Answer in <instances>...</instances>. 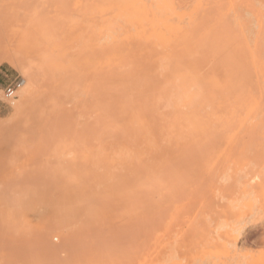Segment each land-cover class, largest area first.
<instances>
[{"label": "rangeland", "instance_id": "obj_1", "mask_svg": "<svg viewBox=\"0 0 264 264\" xmlns=\"http://www.w3.org/2000/svg\"><path fill=\"white\" fill-rule=\"evenodd\" d=\"M0 54V264H264V0H0Z\"/></svg>", "mask_w": 264, "mask_h": 264}, {"label": "bare ground", "instance_id": "obj_2", "mask_svg": "<svg viewBox=\"0 0 264 264\" xmlns=\"http://www.w3.org/2000/svg\"><path fill=\"white\" fill-rule=\"evenodd\" d=\"M120 1H121V0H120ZM122 1H123V0H122ZM124 1H125V0H124ZM248 2H249V1H248ZM251 5H252V4H251ZM255 5H257V4H255ZM262 6H263V5H262ZM143 7H144V6H143ZM255 8H256V7H255ZM142 9H143V8H142ZM144 9H145V8H144ZM118 21H119V20H118ZM121 22H122V21H121ZM117 26H118V25H117ZM125 27H126V25H125ZM121 28H123V27H121ZM125 31H126V30H125ZM128 31H129V30H128ZM117 32H118V31H117ZM122 32H123V29H122ZM114 33H115V32H113V34H114ZM118 33H119V32H118ZM118 33H117V34H118ZM117 34H116V35H117ZM121 34H122V33H121ZM101 36H102V35H101ZM103 36H104V35H103ZM103 36H102L101 38H103ZM108 36H109V35H108ZM101 38H100V39H101ZM105 38H106V37H105ZM117 38H118V37H117ZM109 41H110V38H109ZM98 42H99V41H98ZM110 43H111V42H110ZM113 43H114V41H113ZM116 43H117V42H116ZM116 43L113 44V47L111 46L113 49L115 48L114 45H115V46L118 45V44H116ZM127 44H128V42H127ZM132 45H133V44H132ZM134 45H135V44H134ZM108 47H109V46H108ZM111 47L108 48V49L111 50V51H113V50L111 49ZM118 48H120V43H119ZM118 48H117V51H118ZM124 48H125V47H124ZM106 49H107V48H105L104 50H106ZM108 49H107V50H108ZM120 49H121V48H120ZM96 50H97V49H96ZM102 50H103V49H102ZM104 50H103V53L105 52ZM111 51H110V52H111ZM101 52H102V51H101ZM122 52H123V51H122ZM106 53H108V52H106ZM95 54H96V53H95ZM100 54H101V53H100ZM64 55H65V54H64ZM102 55H103V54H102ZM51 57H52V55H51ZM95 57H97V56H95ZM53 58H54V57H53ZM53 58H51V59H53ZM56 58H57V57H56ZM59 58H60V57H59ZM61 58H62V57H61ZM65 58H66V57H65ZM49 59H50V58H49ZM109 60H112V59H109ZM113 60H114V59H113ZM52 61H53V60H52ZM67 61H68V60H67ZM67 61H66V63H67ZM106 61H107V60H106ZM1 62H5V63L9 64L10 66H12L13 68H17V69L20 71V73L22 74V76H24V77L27 79V81H28V84L26 85V87H25V89H24V93L26 94V96H27V95H31V91H32V89L34 88V87H33V84H34V82H35V78L33 77V73L30 72V71L26 68V66H25L24 64H22V63L19 61V59L16 58V57H14V56H10V55H7V54H0V63H1ZM153 64H154V63H153ZM97 66H98V65H97ZM112 68H114V67H112ZM120 68H121V67H120ZM131 68H132V67H131ZM123 69H124V68H123ZM128 69H129V67H128ZM61 70H62V69H61ZM126 70H127V69H126ZM138 70H139V69H138ZM142 70H143V69H142ZM151 70H152V69H151ZM52 71H53V69H52ZM56 71H57V69H56ZM112 71H113V70H112ZM116 71H117V70L115 69V71H113V72L116 73ZM119 71H121V70H119ZM127 71H129V70H127ZM127 71H126V73H127ZM156 71H157V70H156ZM54 72H55V71H54ZM54 72H53V73H54ZM124 72H125V71H124ZM131 72H132V71H131ZM131 72H128V73H131ZM102 73H103V72H102ZM139 73H140V72H139ZM151 73H152V72H151ZM117 74H119V73H117ZM82 75H84V74H82ZM120 75H121V73H120ZM123 75H124V74H123ZM123 75H122V76H123ZM126 75H127V74H126ZM64 76H68V75H64ZM78 76H80V75H78ZM51 77H52V76H51ZM70 77H74V76H71V75H70ZM75 77H77V76L75 75ZM87 77H88V76H87ZM87 77H86V79L88 80L89 77H88V78H87ZM124 77H125V76H124ZM63 78H64V77H63ZM63 78H62V79H63ZM66 78H67V77H66ZM80 78H81V77H78V78H77V79H78V82H79ZM112 78H113V76L111 77V79H112ZM116 78H117V77H116ZM119 78H120V77H118V79H119ZM121 78H122V77H121ZM141 78H142V77H141ZM62 79H61V80H62ZM68 79H69V78H68ZM113 79H114V78H113ZM144 79H145V78H144ZM148 79H149V78H148ZM158 79H159V78H158ZM196 79H197V78H196ZM22 80H23V78H22ZM64 80H65V78H64ZM70 80H71V78H70ZM72 80H73V79H72ZM121 80H122V79H121ZM127 80L130 81V79H128V78H127ZM132 80H133V79H132ZM156 80H157V79H156ZM156 80H155V81H156ZM168 80H169V78H168ZM48 81H49V79H48ZM54 81H55V80H54ZM65 81L68 82L69 80L66 79ZM123 81H125V80L123 79ZM153 81H154V79H153ZM153 81H152V82H153ZM165 81H166V80H165ZM178 81H179V80H178ZM178 81H177V82H178ZM44 82H46V81H44ZM49 82H50V81H49ZM72 82H73V81H72ZM78 82L75 81V82H73V83L77 84ZM98 82H99V81H98ZM112 82H113V81H112ZM116 82H117V81H116ZM125 82H126V81H125ZM145 82H146V79H145ZM150 82H151V80H150ZM166 82H167V81H166ZM235 82H236V81H235ZM235 82H234V83H235ZM47 83H48V82H47ZM63 83H66V82H63ZM99 83H100V82H99ZM121 83H122V82H121ZM123 83H124V82H123ZM146 83H147V82H146ZM153 83H154V82H153ZM153 83H152V86H153ZM160 83H162V82L160 81ZM237 83H238V82H237ZM23 84H24V80H23ZM44 84L46 85V83H44ZM59 84H60V83H59ZM69 84H70V83H69ZM78 84H80V83H78ZM96 84H98V83H96ZM103 84H104V83H103ZM106 84L109 85V83H107V82H106ZM106 84H104V85H106ZM111 84H112V83H111ZM125 84H126V83H125ZM137 84H138V83H137ZM139 84H141L140 81H139ZM150 84H151V83H150ZM162 84H163V83H162ZM168 84H169V83H168ZM183 84H184V82H183ZM202 84H203V83H202ZM239 84H240V83H239ZM45 85H43V86H45ZM65 85H67V84H65ZM112 85H115V84H112ZM117 85H121V84H117ZM117 85H116V86H117ZM134 85H136V84H134ZM157 85H158V84H157ZM163 85H164V84H163ZM176 85H177V83H176ZM178 85H179V83H178ZM187 85H190V84H187ZM22 86H23V85H22ZM22 86H21V87H22ZM55 86H56V85H55ZM55 86H54V87H55ZM77 86H78V85H77ZM148 86L151 87V85H148ZM166 86H167V85H166ZM200 86H201V85H200ZM233 86H234V84H233ZM240 86H241V85H240ZM46 87H48V85H47ZM59 87H60V86H59ZM62 87H63V86H62ZM78 87H79V86H78ZM98 87H100V86H98ZM104 87H105V86H104ZM106 87H107V86H106ZM110 87H111V85H110ZM112 87H114V86H112ZM112 87H111V88H112ZM121 87H122V86H121ZM146 87H147V86H146ZM146 87H145V88H146ZM155 87H156V86H155ZM238 87H239V85H237V87L235 86V88H236L235 90H234L233 88H232V89H233L234 91H236ZM51 88H52V87H51ZM68 88H69V86H68ZM75 88H76V87H75ZM94 88H95V87H94ZM122 88H124V87H122ZM143 88H144V87H143ZM176 88H177V87H176ZM181 88H182V87H181ZM49 89H50V87H49ZM52 89H53L52 92L54 93V90H55V89H54V88H52ZM105 89H106V88H105ZM124 89H125V88H124ZM124 89H123V90H124ZM140 89H141V87H140ZM146 89H148V87H147ZM146 89H145V90H146ZM159 89H160V88H159ZM171 89H172V87H171ZM171 89H170V90H171ZM182 89H183V88H182ZM187 89H188V86H187ZM191 89H193V87H192ZM201 89H202V88H201ZM230 89H231V88H230ZM74 90H75V89H74ZM102 90H103V89H102ZM112 90H113V89H112ZM114 90H115V89H114ZM130 90H132V88H131ZM137 90H138V89H137ZM180 90H181V89H180ZM180 90H179V91H180ZM17 91H18V90H17ZM17 91H16V92H17ZM94 91H95V90H94ZM117 91H118V90H117ZM119 91H120V90H119ZM146 91H147V90H146ZM162 91H163V90H162ZM219 91H220V90H219ZM22 92H23V91H22ZM34 92H36V91H34ZM38 92H39V91H38ZM44 92H45V91H44ZM52 92H51V93H52ZM57 92H58V89H57V87H56V93H57ZM66 92H67V91H66ZM76 92H77V91H76ZM76 92H74V93H76ZM106 92H107V91H106ZM157 92H158V91H157ZM171 92H172V91H171ZM67 93H69V92H67ZM78 93H79V92H78ZM93 93H95V92H93ZM93 93H92V94H93ZM98 93H99V92H98ZM101 93H103V92H101ZM109 93H111V92H109ZM119 93H120V92H119ZM132 93H133V92H132ZM132 93H130V94H132ZM142 93H143V92H141V95H142ZM148 93H149V92H148ZM150 93H151V92H150ZM152 93L155 94L154 92H152ZM159 93H160V92H159ZM173 93H174V92H173ZM182 93H183V92H182ZM218 93H219V92H218ZM227 93H228V95H229V93H231V90H230L229 92H227ZM239 93H241V92H239ZM22 94H23V93H22ZM69 94L71 95V92H70ZM99 94H100V93H99ZM115 94H116V93H115ZM138 94H139V93H138ZM143 94H144V93H143ZM183 94H184V93H183ZM203 94H204V93H203ZM32 95H33V94H32ZM51 95H52V94H51ZM77 95H78V94H77ZM77 95H76V96H77ZM80 95H82V93H80L79 96H80ZM87 95H89V94H87ZM95 95L98 96V94H95ZM95 95H94V96H95ZM127 95H128V94H127ZM148 95H149V94H148ZM159 95H160V94H159ZM162 95H163V94H162ZM169 95H170V97H171V94H170V93H169ZM201 95H202V94H201ZM204 95H205V94H204ZM204 95H203V96H204ZM207 95H208V94H207ZM222 95H223V93H222ZM26 96H25V97H26ZM58 96H60V95H58ZM61 96H62V95H61ZM61 96H60V97H61ZM64 96H65V95H64ZM76 96H73V100H74V97H76ZM83 96H84V95H83ZM112 96H115V95H112ZM116 96H117V95H116ZM229 96H232V94H230ZM236 96H237V95H236ZM236 96H235V97H236ZM54 97H55V96H54ZM89 97H90V95H89ZM89 97L87 96L86 99L89 98ZM110 97H111V95H110ZM127 97H128V96H127ZM142 97H143V96H142ZM145 97H146V96H145ZM145 97H144V98H145ZM150 97H151V96H150ZM183 97H185V96H183ZM215 97H216V96H215ZM220 97H221V95L219 96V98H220ZM58 98H59V97H58ZM65 98L67 99L68 97L65 96ZM69 98H71V97H69ZM90 98H91V97H90ZM93 98H94V97H93ZM103 98H104V97H103ZM171 98H172V97H171ZM179 98H180V94H179ZM179 98H178V99H179ZM187 98H188V97H187ZM195 98H196V95H195ZM198 98H199V97H198ZM205 98H206V97H205ZM216 98H217V97H216ZM219 98H218V99H219ZM221 98H222V97H221ZM53 99H54V98H53ZM53 99H52V100H53ZM61 99H62V98H61ZM66 99H65V100H66ZM83 99H84V98H83ZM104 99H106V98H104ZM117 99H119V98H117ZM157 99H158V97H157ZM162 99H164V96H163ZM162 99H161V101H163ZM166 99H167V98H166ZM166 99H164V101H165ZM178 99H176V101H178ZM222 99H223V98H222ZM239 99H241V98H239ZM24 100H25V98H24ZM30 100H32V99H30ZM88 100H89V99H88ZM88 100H87V101H88ZM92 100H94V102H95L96 99L94 98V99H92ZM97 100L99 101L98 98H97ZM101 100H102V98H101ZM101 100H100V102H101ZM139 100H140V99H139ZM142 100H143V99H142ZM204 100H205V99H204ZM204 100H203V101H204ZM209 100H211V99H209ZM53 101H55V100H53ZM58 101H59L58 104L60 105V100H58ZM61 101H62V100H61ZM66 101L68 102V100H66ZM69 101H71V100H69ZM74 101H76V99H75ZM82 101H83V100H82ZM87 101H86V102H87ZM90 101H91V99H90ZM90 101H89V102H90ZM102 101H104V100H102ZM164 101H163V102H164ZM206 101H207V98H206ZM211 101H212V100H211ZM214 101H215V99H214ZM214 101H213V102H214ZM24 102H25V101H24ZM31 102H32V101H31ZM51 102H52V101H51ZM55 102H56V101H55ZM55 102H54V103H55ZM71 102H72V101H71ZM76 102H78V101H76ZM100 102H98V103H100ZM132 102H133V100H132ZM140 102H141V100H140ZM142 102H143V101H142ZM144 102H145V100H144ZM152 102H153V101H152ZM163 102H161V104H162ZM170 102H171V101H170ZM179 102H180V101H179ZM190 102H191V101H190ZM207 102H208V101H207ZM229 102H230V101H229ZM22 103H23V101H22ZM52 103H53V102H52ZM63 103H64V101H63ZM73 103H74V102H73ZM73 103H72V104H73ZM78 103L80 104L81 102H78ZM111 103H112V102H111ZM130 103H131V102H130ZM157 103H158V102H157ZM191 103H192V102H191ZM201 103H202V102H201ZM214 103H215V102H214ZM230 103H231V102H230ZM238 103H239V102H238ZM61 104H62V102H61ZM74 104H75V103H74ZM82 104H83V102H82ZM102 104H103V103H102ZM106 104H107V103H106ZM109 104H110V102H109ZM135 104H136V103H135ZM141 104H142V103H141ZM163 104H165V103H163ZM208 104H209V102H208ZM47 105H48V104H47ZM50 105H51V104H49V106H50ZM54 105H55V104H54ZM59 105H58V106H59ZM67 105L69 106V103H68ZM76 105H77V104H76ZM99 105H100V104L97 105L98 108H99V107H100V108L103 107V106L101 107V106H99ZM110 105H111V104H110ZM110 105H109V107H110ZM112 105H113V104H112ZM130 105H131V104H130ZM147 105H148V104H147ZM152 105H153V104H152ZM158 105L160 106V104H158ZM198 105H199V102H198ZM203 105H205V104H203ZM211 105H212V104H211ZM41 106H42V105H41ZM41 106H40V107H41ZM60 106H61V105H60ZM80 106H81V105H80ZM113 106H114V105H113ZM140 106H142V105H140ZM140 106H139V107H140ZM206 106H208V105H206ZM206 106H204V107H206ZM231 106H232V105H231ZM234 106H235V105H234ZM234 106H233V107H234ZM16 107H17V106H16ZM20 107H22V106H20ZM42 107H43V106H42ZM42 107H41V109H43ZM45 107H46V106H44V108H45ZM52 107H54V106H52ZM93 107H95V106L93 105ZM136 107H137V106H136ZM151 107H153V106H151ZM162 107H163V105H162ZM195 107H196V106H195ZM219 107H220V106H219ZM63 108H64V107H63ZM76 108H77V107H76ZM82 108H83V106H82ZM95 108H96V107H95ZM100 108H99V109H100ZM111 108H112V107H111ZM122 108H123V105H122ZM144 108H145V107H144ZM154 108H155V110L157 109L155 106H154ZM166 108H167V107H166ZM181 108H182V107H181ZM202 108H203V107H202ZM207 108H208V107H207ZM207 108H206V109H207ZM234 108H235V107H234ZM54 109H55V108H54ZM60 109H61V108H60ZM60 109H59V110H60ZM72 109H73V108H72ZM129 109H130V108H129ZM136 109H137V108H136ZM146 109H148V108H146ZM172 109H173V108H172ZM172 109H170V110H172ZM174 109H175V108H174ZM204 109H205V108H204ZM239 109H240V108H239ZM48 110H49V109H48ZM48 110H47V111H48ZM63 110H64V109H63ZM67 110H68V107H67ZM67 110H66V111H67ZM102 110H103V109H102ZM109 110H110V109H109ZM158 110H159V109H158ZM186 110H187V109H186ZM15 111H17V110H15ZM40 111H43V110H40ZM52 111H53V110H52ZM61 111H62V110H61ZM64 111H65V110H64ZM77 111H78V110H77ZM100 111H101V109H100ZM104 111H106V110L104 109ZM104 111H103V113H104ZM107 111H108V110H107ZM146 111H147V110H146ZM172 111H173V110H172ZM199 111H201V106H200V110H199ZM202 111H203V110H202ZM21 112H22V111L20 110V113H21ZM24 112H25V111H24ZM69 112H70V111H69ZM101 112H102V111H101ZM147 112H149V111H147ZM151 112H153V109H152ZM154 112H155V111H154ZM154 112H153V113H154ZM16 113H18V112H16ZM20 113H19V114H20ZM44 113H45V111H44ZM44 113H43V114H44ZM48 113H49V112H48ZM50 113H51V112H50ZM65 113H66V112H65ZM138 113H139V112H138ZM149 113H150V112H149ZM153 113H152V114H153ZM155 113H156V112H155ZM186 113L188 114V110H187ZM201 113H202V112H201ZM224 113L227 114L228 111H227V112L224 111ZM240 113H241V111H240ZM19 114H18V116H20ZM39 114H41V113H39ZM39 114L37 113V115H39ZM58 114H59V113H58ZM66 114H67V113H66ZM75 114H76V113H75ZM136 114H137V113H136ZM142 114H143V112H142ZM144 114L146 115V112H145ZM150 114H151V113H150ZM152 114H151V115H152ZM162 114H164V113H162ZM169 114L172 115V112H170ZM173 114H174V111H173ZM175 114H176V113H175ZM22 115H23V113H22ZM71 115H72V114H71ZM78 115H79V114H78ZM78 115H77V116H78ZM96 115H97V114H96ZM104 115H105V114H104ZM138 115H139V114H138ZM154 115H155V114H154ZM154 115H153V116H154ZM156 115H158V114H156ZM164 115H165V114H164ZM166 115H167V114H166ZM171 115H170V116H171ZM184 115H185V114H184ZM184 115H183V116H184ZM202 115H203V114H202ZM16 116H17V115H16ZM40 116H42V115H39V117H40ZM45 116H46V114H45ZM65 116H66L65 118H63V119L58 118L59 120L57 121V119H56L55 121H56V122H59V121H60V122H61L60 124H62L63 120L66 119L68 115H65ZM119 116H120V115H119ZM153 116H152V117H153ZM236 116H237V115H236ZM22 117H23V116H22ZM25 117H27V116H25ZM59 117H60V115H59ZM68 117H70V116H68ZM112 117H113V116H112ZM152 117H151V118H152ZM159 117H160V114H159ZM181 117H182V116H181ZM212 117H213V116H212ZM221 117H224V116L221 115ZM52 118H53V117H52ZM52 118H48V119H51V121H50L51 124L53 123V122H52ZM70 118H71V117H70ZM73 118H74V117H73ZM76 118H77V117H76ZM87 118H88V117H87ZM90 118H92V117H90ZM107 118H108V117H107ZM109 118L111 119V117H109ZM113 118H114V117H113ZM115 118H116V117H115ZM115 118H114V119H115ZM141 118H142V117H141ZM153 118H154V117H153ZM161 118H162V117H161ZM167 118H168V117H167ZM170 118L172 119V117H170ZM194 118H195V117H194ZM213 118H214V117H213ZM33 119H34V118H33ZM60 119H61V120H60ZM67 119H68V118H67ZM74 119H75V118H74ZM114 119H113V120H114ZM163 119H164V118H163ZM174 119H175V118H174ZM184 119H185V118H184ZM224 119H225V118H224ZM42 120H43V119H42ZM68 120H69V119H68ZM71 120H72V119H71ZM71 120H69V122H70ZM77 120H78V119H77ZM81 120H82V119H81ZM89 120H90V119H89ZM113 120H112V121H113ZM150 120H151V119H150ZM152 120H153V119H152ZM218 120H219V119H218ZM34 121H35V119H34ZM37 121H38V120H37ZM75 121H76V119H75ZM82 121H83V120H82ZM82 121H80V122H82ZM93 121H95V120H93ZM154 121H157V120L154 119ZM154 121H151V122L153 123ZM182 121H183V120H182ZM46 122H47V121H46ZM64 122H65L66 127H67L68 122H67V121H64ZM96 122H97V121H96ZM96 122H95V123H96ZM103 122H104V121H103ZM109 122H110V121H109ZM151 122H150V123H151ZM164 122H165V121H164ZM183 122H184V121H183ZM233 122H234V121H233ZM233 122H232V123H233ZM34 123H35V122H34ZM38 123H39V122H38ZM41 123H42V121H41ZM48 123H49V121H48ZM83 123H84V122H83ZM83 123H82V124H83ZM95 123H94V125H95ZM154 123H156V122H154ZM154 123H153V124H154ZM170 123H171V122H170ZM173 123H174V122H172L171 124H173ZM184 123H185V122H184ZM184 123L181 122L180 124H184ZM186 123H187V122H186ZM54 124H55V128H56V126L59 125V123H53L52 126H54ZM56 124H58V125H56ZM65 124H64V125H65ZM71 124H73L72 121L70 122V126H72ZM156 124L158 125L159 123L157 122ZM234 124H235V123H234ZM45 125H46V124H45ZM48 125H49V124H48ZM173 125H174V124H173ZM189 125H190V124H189ZM46 126H47V125H46ZM49 126L51 127V125H49ZM62 126H63V125H62ZM77 126H78V125H77ZM83 126H84V124H83ZM85 126H87V125H85ZM88 126H90V125L88 124ZM88 126H87V127H88ZM92 126H93V124H91V127H92ZM96 126H97V125H96ZM108 126H109V125H108ZM114 126H116V124H115ZM159 126H160V124H159ZM167 126H168V125H167ZM174 126H175V125H174ZM184 126H185V125H184ZM43 127H44V126H43ZM78 127H79V126H78ZM78 127H77V129H78ZM91 127H90V128H91ZM147 127H148V126H147ZM147 127H146V128H147ZM163 127H164V126H163ZM68 128H71V127H69V125H68ZM88 128H89V127H88ZM88 128H86V129H88ZM97 128H98V126H97ZM101 128H102V127H101ZM114 128H115V127H114ZM122 128H123V127H122ZM124 128H125V127H124ZM160 128H161V127H160ZM174 128H176V126H175ZM178 128H180V127H178ZM178 128H177V129H178ZM79 129H80V128H79ZM94 129H96V127H95ZM126 129H127V128H126ZM126 129H123V130H126ZM128 129H129V128H128ZM137 129H138V128H137ZM163 129H164V128H163ZM172 129H173V128H172ZM177 129H176V130H177ZM184 129H185V128L182 127V130H181V131H183ZM190 129H191V128H190ZM68 130H69V129H68ZM82 130H83V129H82ZM97 130L99 131V129H97ZM106 130H107V129H106ZM112 130H113V128H112ZM131 130H132V129H131ZM133 130H134V129H133ZM157 130L159 131V129H157ZM227 130H228V129H227ZM83 131H84V130H83ZM98 131H97V132H98ZM103 131H104V130H103ZM103 131H102V132H103ZM115 131H116V130H115ZM126 131H127V130H126ZM135 131H136V128H135ZM168 131H169V130H168ZM184 131H185V130H184ZM184 131H183V132H184ZM212 131H213V130H212ZM222 131H223V129H222ZM229 131H230V130H229ZM48 132H49V131H48ZM110 132H111V130H109V134H110ZM147 132H148V131H147ZM156 132H157V131H156ZM185 132H186V131H185ZM100 133H101V131H100ZM104 133H105V131H104ZM111 133H114V132H111ZM122 133H123V132H122ZM122 133H121V135L119 134L118 137H120V138H121V137H124V136H122ZM170 133H171V132H170ZM170 133H169V134H170ZM177 133H178V132H177ZM177 133H176V134H177ZM179 133H180V131H179ZM179 133H178V135H181V134H179ZM191 133H193V131H192ZM196 133H197V132H196ZM196 133H195V134H196ZM198 133H199V132H198ZM47 134H48V133H47ZM107 134H108V131H107L106 135H107ZM126 134H127V133H126ZM133 134H135V132H134ZM160 134H161V133H160ZM174 134H175V132H174ZM195 134H194V135H195ZM205 134H206V133H205ZM207 134H208V133H207ZM219 134H220V133H219ZM87 135H89V134H87ZM100 135H101V134H100ZM106 135H105V136H106ZM110 135H111V137H112V134H110ZM114 135H115V134H114ZM130 135H131V134H130ZM137 135H138V134H137ZM137 135H136V136H137ZM158 135H159V133H158ZM170 135H171V134H170ZM213 135H214V134H213ZM175 136H177V135H175ZM186 136H187V133H186ZM207 136H208V135H207ZM87 137H88V136H87ZM87 137H86V138H87ZM102 137H103V136H102ZM108 137H109V136H108ZM111 137H109V139H111ZM164 137H165V135H164ZM182 137H183V135H182ZM184 137H185V136H184ZM188 137H189V136H188ZM195 137H196V136H195ZM202 137H203V136H202ZM204 137H206V136H204ZM208 137H209V136H208ZM128 138H131V137H128ZM128 138H127V139H128ZM135 138H136V137H135ZM157 138H158V137H157ZM175 138H176V137H175ZM186 138H187V137H186ZM193 138H194V137H193ZM213 138H214V137H213ZM106 139L108 140V138H106ZM113 139H114V136H113ZM132 139H134V138L132 137ZM168 139H169V138H168ZM90 140H91V139H90ZM100 140H102V139H100ZM104 140H105V139H103V141H104ZM107 140H105V141H107ZM119 140H120V139H119ZM122 140H123V139H122ZM130 140H131V139H130ZM130 140H127V141H130ZM135 140H136V139H134V141H135ZM143 140H145V138H144ZM169 140H172V139H169ZM179 140H180V138H179ZM185 140H186V139H185ZM190 140H191V139H190ZM196 140L198 141V139H196ZM206 140H207V137H206ZM209 140H210V139H209ZM79 141H80V140H79ZM79 141H78V143L80 144L83 140H82L81 142H79ZM103 141H102V142H103ZM105 141H104V142H105ZM120 141H121V140H120ZM132 141H133V140H132ZM161 141H162V140H161ZM173 141H174V140H173ZM187 141H189V140H187ZM76 142H77V141H76ZM84 142H86V141H84ZM94 142H95V140H94ZM96 142H98V141H96ZM102 142H101V143H102ZM190 142H191V141H190ZM86 143H87V142H86ZM89 143H91V142H89ZM115 143L117 144V141H116ZM125 143H126V142H125ZM142 143H144V142H142ZM159 143H160V141H159ZM171 143H172V142H171ZM192 143H193V142H192ZM194 143H195V141H194ZM92 144H93V143H92ZM99 144H100V142H99ZM118 144H119V143H118ZM126 144H127V143H126ZM179 144H180V143H179ZM188 144H189V143H188ZM206 144H207V141H206ZM80 145H81V144H80ZM101 145H102V144H101ZM110 145H113V146H114V144H110ZM127 145H128V144H127ZM139 145H140V144H139ZM158 145H159V144H158ZM214 145H215V144H214ZM81 146L83 147V145H81ZM104 146H105V145H104ZM132 146H133V145H132ZM162 146H163V145H162ZM162 146H161V147H162ZM105 147H107V146H105ZM116 147H118V146H116ZM141 147H142V146H141ZM146 147H147V146H146ZM157 147H159V146H157ZM157 147H156V148H157ZM168 147H170V146H168ZM83 148H85V147H83ZM111 148H112V147H111ZM114 148H115V147H114ZM132 148H133V147H132ZM156 148H155V149H156ZM211 148H212V147H211ZM134 149H135V148H134ZM147 149H148V148H147ZM157 149H158V148H157ZM159 149H160V148H159ZM118 150H119V148H118ZM153 150H154V149H153ZM113 151H115V150H113ZM166 151H167V149H166ZM171 151H172V150H171ZM173 151H174V150H173ZM98 152H99V151H98ZM126 152H129V151H126ZM153 152L156 153V150H155V151H152V153H153ZM174 152H175V151H174ZM92 153H94V152H92ZM116 153H117V152H116ZM165 153H166V152H165ZM195 153H196V152H195ZM96 154H97V152H96ZM98 154H99V153H98ZM100 154H101V153H100ZM146 154H147V153H146ZM146 154H145V155H146ZM159 154H160V150H159ZM233 154H236V153H233ZM117 155H119V154H117ZM117 155H116V156H117ZM127 155H128V153H127ZM164 155H165V154H164ZM166 155H167V154H166ZM93 156H95V155H93ZM93 156H92V157H93ZM100 156H101V155H100ZM124 156H126V154H125ZM151 156H152V155H151ZM153 157L156 158L155 156H153ZM153 157H152V159H154ZM160 157L162 158L163 156H160ZM164 157H165V156H164ZM90 158H91V157H90ZM99 158H100V157H99ZM126 158H127V156H126ZM128 158H129V157H128ZM146 158H147V156H146ZM150 158H151V157H150ZM150 158H149V159H150ZM157 158H159V157H157ZM161 158H160V159H161ZM178 158H179V157H178ZM91 159H92V158H91ZM110 159H111V155H110ZM119 159H120V158H119ZM119 159H118V160H119ZM135 159H136V158H135ZM152 159H151V160H152ZM170 159H171V158H170ZM98 160H99V159H98ZM125 160H126V159H125ZM142 160H146V159H143V158H142ZM161 160H163V159H161ZM152 161H153V160H152ZM155 161H156V159L154 160V162H155ZM158 161H159V160H157V162H158ZM165 161L167 162V160H165ZM165 161H163V162H165ZM171 161H174V160H171ZM184 161H185V160H184ZM193 161H194V160H193ZM99 162H100V161H99ZM144 162H146V161H144ZM157 162H156V163H157ZM90 163H91V162H90ZM148 163L151 164V162H148ZM170 163L172 164V162H169V164H170ZM173 163H175V162H173ZM149 164H148V167H149ZM159 164H160V163H159ZM186 164H187V163H186ZM89 165H91V164H89ZM97 165H98V164H97ZM136 165H137V164H136ZM145 165H146V164H145ZM154 165H155V163H154V164H153V163L151 164L152 167H153ZM156 165H157V164H156ZM174 165H175V164H174ZM99 166H100V165H99ZM146 166H147V165H146ZM151 166H150V167H151ZM158 166H160V165H158ZM158 166H157V167H158ZM163 166H164V165H163ZM167 166H168V164H167ZM172 166H173V165H172ZM86 167H87V166H86ZM89 167H90V166H89ZM115 167H116V166H115ZM113 168H114V167H113ZM118 168H119V166H118L116 169H118ZM122 168H123V167H121V170H123ZM144 168H145V167H144ZM153 168H154V167H153ZM161 168H162V166H161ZM167 168H169V167H167ZM171 168H172V167H171ZM111 169H112V168H111ZM111 169H110V171H111ZM114 169H115V168H114ZM137 169H138V168H137ZM142 169H143V168H142ZM145 169H146V168H145ZM149 169H151V168H149ZM169 169H170V168H169ZM90 170L92 171V169H90ZM98 170H99V169H98ZM104 170H106V169H104ZM119 170H120V169H119ZM121 170H120V171H121ZM138 170H139V169H138ZM143 170H144V169H143ZM147 170H148V169H147ZM151 170H153V169H151ZM162 170H163V169H162ZM174 170H175V169H174ZM174 170H173V171H174ZM94 171H95V170H93V172H94ZM99 171H100V170H99ZM102 171H103V170H102ZM110 171L108 170V173H110ZM112 171H114V170H112ZM112 171H111V172H112ZM116 171H117V170H116ZM154 171H155V169H154ZM154 171H153V172H154ZM163 171H164V170H163ZM188 171H189V170H188ZM93 172H92V173H93ZM121 172H122V171H121ZM134 172H135V171H134ZM144 172H145V171H144ZM149 172L152 174L151 171H149ZM159 172H160V171H159ZM86 173H87V172H86ZM98 173H99V172H98ZM108 173H107V174H108ZM122 173H124V172H122ZM145 173H146V172H145ZM161 173L163 174V173H165V172H161ZM186 173H187V172H186ZM88 174H89V173H88ZM93 174H94V173H93ZM99 174H101V173H99ZM114 174H115V172H114ZM119 174H120V172H119ZM124 174H125V173H124ZM124 174H123V175H124ZM127 174H128V172H127ZM133 174H134V173H133ZM140 174H141V172H140ZM158 174H159V173H158ZM174 174H175V173H174ZM103 175H104V174H103ZM115 175H116V174H115ZM115 175H114V176H115ZM131 175H132V174H131ZM156 175H157V173H156ZM156 175H155V176H156ZM182 175H183V174H182ZM104 176L106 177V175H104ZM112 176H113V175H112ZM137 176H138V175H137ZM141 176H142V174H141ZM146 176H147V175H146ZM152 176H153V175H152ZM164 176H166V175H164ZM115 177H117V176H115ZM135 177H136V175H135ZM160 177H161V175H160ZM160 177H159V175H158V178H160ZM172 177H173V176H172ZM101 178H102V177H101ZM126 178H127V177H125V175H124V178H123V179H126ZM128 178H129V176H128ZM142 178H143V177H142ZM156 178H157V177H156ZM156 178H155V179H156ZM158 178H157L156 180H158ZM97 179H98V177H97ZM109 179H110V178H109ZM112 179H113V178H112ZM117 179H118V178H117ZM119 179H120L119 181H121V178H119ZM131 179H133V178H131ZM162 179H163V177H162ZM102 180H103V179H102ZM107 180H108V179H107ZM163 180H164V179H163ZM113 181H114V180H113ZM145 181H146V180H145ZM159 181H161V180H159ZM103 182H104V181H103ZM110 182H111V181H110ZM97 183H98V182H97ZM112 183H113V182H112ZM116 183H117V182H116ZM149 183H150V182H148V184H149ZM156 183H157V182H156ZM158 183H159V182H158ZM108 184H109V183H108ZM108 184H107V185H108ZM143 184H144V183H143ZM160 184H162V183H160ZM101 185H103V184H101ZM105 185H106V184H105ZM111 185H112V184H111ZM144 185L150 187V186L147 185V184H144ZM152 185H153V184H152ZM99 186H100V185H99ZM153 186H154V185H153ZM153 186H152V187H153ZM104 187H105V186H104ZM106 187H107V186H106ZM106 187H105V188H106ZM158 187H159V186H158ZM107 188H108V187H107ZM158 189H161V188H158ZM101 191H102V190H101ZM101 191H100V192H101ZM148 191H149V189H148ZM150 191H151V189H150ZM153 191H155V189H154ZM138 193H139V192H138ZM144 193H147V192L145 191ZM151 193H152V192H151ZM100 194H101V193H100ZM107 195H109V194H107ZM149 195H151V194H149ZM114 196H115V195H114ZM149 200H150V199H149ZM149 200H147V201H149ZM153 200H154V198H153ZM160 200H162V199H160ZM145 201H146V199H145ZM157 202H158V201H157ZM156 205H157V204H156ZM160 205H161V204H160ZM157 207H158V206H157ZM148 208H149V207H148ZM54 225H55V224H54ZM49 229H50V228H49ZM49 229H48V230H49ZM52 229H53V228H52ZM55 229H56V228H55ZM55 229H54V230H55ZM57 231H58V230H57ZM50 232H51V231H50ZM232 233H233V232H232Z\"/></svg>", "mask_w": 264, "mask_h": 264}, {"label": "built area", "instance_id": "obj_3", "mask_svg": "<svg viewBox=\"0 0 264 264\" xmlns=\"http://www.w3.org/2000/svg\"><path fill=\"white\" fill-rule=\"evenodd\" d=\"M23 85V80L22 78H15L8 84H6L2 89V99L4 101H11L13 100L16 96V91Z\"/></svg>", "mask_w": 264, "mask_h": 264}]
</instances>
